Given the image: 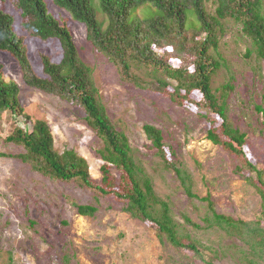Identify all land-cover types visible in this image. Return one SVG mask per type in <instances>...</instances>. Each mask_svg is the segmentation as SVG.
Listing matches in <instances>:
<instances>
[{"label": "rangeland", "instance_id": "374dc122", "mask_svg": "<svg viewBox=\"0 0 264 264\" xmlns=\"http://www.w3.org/2000/svg\"><path fill=\"white\" fill-rule=\"evenodd\" d=\"M0 3L2 9L12 6L11 0ZM207 5L214 10L211 0ZM49 7L55 15L70 19L75 43L93 68L103 103L112 120L128 135L158 194L171 203L175 219L185 224L184 217L189 216L200 225L186 227L204 244L207 259L214 264H264V251L252 254L246 238L205 220L213 218L207 196L219 213L235 219L253 222L262 219L263 211L256 187L237 170L240 158L208 138L211 124L207 111L189 100L182 105L168 94L125 80L115 63L88 40L84 24L51 0ZM30 43L36 64L46 49L51 56L60 57L56 41L47 47ZM219 52L224 59L213 76V88L219 97L225 95L233 126L246 133L247 156L264 170V58L242 24L232 19L225 20ZM192 58L188 54L185 65ZM170 61L175 66L180 64L174 56ZM0 63L5 79L19 84L22 105L32 116L29 120L8 111L0 122V152L6 153L0 156V264H207L189 249L161 243L151 226L124 211L113 196H97L76 182L46 177L12 156L24 151L6 139L13 127L17 124L31 129L32 120L44 119L52 129L57 149H74L88 160L92 176L102 178L104 161L97 154L102 142L87 125L82 108L29 86L18 62L6 51L0 50ZM191 96L201 100L203 95L195 91ZM210 116L220 122L218 115ZM146 124L163 130L166 143L175 147L192 174L197 196L189 197L176 173L157 156L146 135ZM78 204H93L99 210L95 216H83L77 211Z\"/></svg>", "mask_w": 264, "mask_h": 264}, {"label": "trees", "instance_id": "16d2710c", "mask_svg": "<svg viewBox=\"0 0 264 264\" xmlns=\"http://www.w3.org/2000/svg\"><path fill=\"white\" fill-rule=\"evenodd\" d=\"M211 1L214 10L208 8V0H51L68 11L73 20L86 26L88 40L115 63L125 80L168 94L182 105L184 100H189L207 111L211 124L208 138L240 158L237 170L256 187L263 211L262 219L253 222L235 219L219 213L215 202L207 196L213 218L205 220L246 238L252 254L262 253L264 170L247 156L246 133L231 123L226 97L216 94L213 76L224 59L219 51L225 20L242 24L243 31L264 58V0ZM11 4L10 8L2 9L0 3V50L16 59L29 86L82 108L87 125L102 142L97 151L104 161L102 178L92 176L88 160L74 149L62 152L57 149L52 129L44 119L32 120L31 129L17 124L13 127L6 139L24 151L11 155L46 177L76 182L97 196H113L123 204L124 211L151 226L161 243L189 249L195 257L214 264L207 259L204 244L186 227L200 225L189 216L184 217L185 224L175 219L171 203L158 194L152 176L136 157L128 135L112 120L99 95L93 68L81 57L75 43L70 19L55 15L49 0H11ZM32 41L46 47L56 41L60 57L51 56L46 49L40 52V61L36 64L31 54ZM188 54L193 58L185 65ZM169 55L180 64L173 65ZM3 67L0 63V122L8 111L31 120L32 116L22 105L19 84L5 79ZM195 91L202 93L201 100L192 98ZM211 114L218 115L220 122ZM144 129L165 167L176 173L189 197L197 196L192 174L180 161L175 147L166 143L163 130L153 124H146ZM4 155L0 152V156ZM76 207L83 216H95L99 210L93 204Z\"/></svg>", "mask_w": 264, "mask_h": 264}]
</instances>
